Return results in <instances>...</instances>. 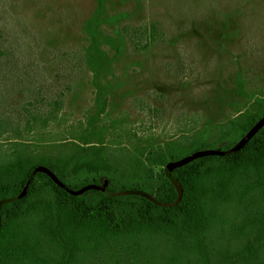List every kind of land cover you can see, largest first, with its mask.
Masks as SVG:
<instances>
[{
    "label": "rangeland",
    "instance_id": "rangeland-1",
    "mask_svg": "<svg viewBox=\"0 0 264 264\" xmlns=\"http://www.w3.org/2000/svg\"><path fill=\"white\" fill-rule=\"evenodd\" d=\"M96 74L115 147L185 140L247 108L238 74L264 94V0H0V158L65 138Z\"/></svg>",
    "mask_w": 264,
    "mask_h": 264
},
{
    "label": "trees",
    "instance_id": "trees-1",
    "mask_svg": "<svg viewBox=\"0 0 264 264\" xmlns=\"http://www.w3.org/2000/svg\"><path fill=\"white\" fill-rule=\"evenodd\" d=\"M92 84L94 97L65 138L26 143L0 158V200L19 194L44 164L71 189L105 177L111 191L143 190L167 205L97 189L72 194L37 172L23 197L0 205V264H264V126L236 153L174 168L178 186L164 172L195 150L234 145L264 114V94L249 92L238 74L244 111L185 140L129 149L109 141L119 120L105 122L107 89L98 74ZM229 212L239 218L230 226Z\"/></svg>",
    "mask_w": 264,
    "mask_h": 264
},
{
    "label": "water",
    "instance_id": "water-1",
    "mask_svg": "<svg viewBox=\"0 0 264 264\" xmlns=\"http://www.w3.org/2000/svg\"><path fill=\"white\" fill-rule=\"evenodd\" d=\"M264 126V114L249 128L247 132H245L241 138L232 146L229 148H222V146H218L216 148H204V149H198L195 150L189 154H186L178 159L170 160L164 167V172L166 176L176 185L178 186V181L174 178L172 175V170L176 167L182 166L190 161H192L195 158L201 157V156H206V155H229L238 152L241 148L245 146V144ZM37 172H44L48 176H50L58 185L62 186L66 190H68L72 194H82L86 190L89 189H97L105 194L109 195H121V194H140L142 196H145L146 198L151 199L152 201L157 202L158 204L161 205H167L166 203H163L161 201L156 200L155 196L143 191V190H138V189H122V190H114L111 191L108 188V180L104 177L100 179L99 183H89L86 184L78 189H71L68 187L64 182H62L58 175L54 173V171L48 167L47 165L44 164H39L35 166L25 184L21 192L17 195L3 198L0 200V205L5 202L13 201L16 199H19L23 197L30 189L31 184L33 182V179L35 177V174Z\"/></svg>",
    "mask_w": 264,
    "mask_h": 264
}]
</instances>
